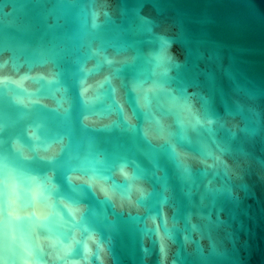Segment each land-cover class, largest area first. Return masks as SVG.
I'll use <instances>...</instances> for the list:
<instances>
[{
	"label": "water",
	"instance_id": "95a60500",
	"mask_svg": "<svg viewBox=\"0 0 264 264\" xmlns=\"http://www.w3.org/2000/svg\"><path fill=\"white\" fill-rule=\"evenodd\" d=\"M0 264H264V0H0Z\"/></svg>",
	"mask_w": 264,
	"mask_h": 264
}]
</instances>
